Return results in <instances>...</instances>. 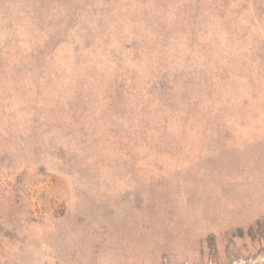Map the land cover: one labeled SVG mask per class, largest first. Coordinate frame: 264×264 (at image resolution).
<instances>
[{
  "label": "rangeland",
  "instance_id": "374dc122",
  "mask_svg": "<svg viewBox=\"0 0 264 264\" xmlns=\"http://www.w3.org/2000/svg\"><path fill=\"white\" fill-rule=\"evenodd\" d=\"M0 264H264V0H0Z\"/></svg>",
  "mask_w": 264,
  "mask_h": 264
}]
</instances>
